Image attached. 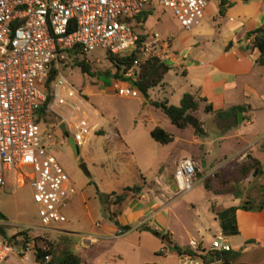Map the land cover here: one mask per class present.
Masks as SVG:
<instances>
[{"label": "built area", "instance_id": "2783aa9c", "mask_svg": "<svg viewBox=\"0 0 264 264\" xmlns=\"http://www.w3.org/2000/svg\"><path fill=\"white\" fill-rule=\"evenodd\" d=\"M209 2L0 0V192L8 183L15 188L30 185L38 207L40 226L36 230H50L66 222L62 211L76 193L68 172L50 152L49 148L56 144L55 137L49 133L42 137L40 127L45 126L47 118L60 119L50 127L65 141L72 138L79 148L95 131L99 117L87 95L62 73L72 61L68 53L73 50L83 57L84 53L102 49L112 55L130 56L137 51L133 62L136 71L149 59L169 61L171 40L142 31L143 23L137 19L145 14V8L168 9L180 27L190 31L201 24ZM140 36H145L146 41L138 47ZM133 76L128 74L124 80L116 81L114 90L118 96H138L132 86L137 82ZM234 160L246 163L249 156L243 153ZM198 168L192 158L177 162L173 177L179 193L193 189ZM29 229L16 234L24 244L17 253L24 259L34 250L26 243ZM16 249L9 238L0 237V264H5ZM229 251L231 246L223 235L216 236L208 248L191 240L184 252L177 254L178 264H222L213 253ZM163 253L165 248L160 250ZM35 264H51V257Z\"/></svg>", "mask_w": 264, "mask_h": 264}, {"label": "rangeland", "instance_id": "374dc122", "mask_svg": "<svg viewBox=\"0 0 264 264\" xmlns=\"http://www.w3.org/2000/svg\"><path fill=\"white\" fill-rule=\"evenodd\" d=\"M144 15L147 16V29L163 39H173L175 55H178L181 46L174 32L181 27L172 12L158 7L154 11L145 8ZM83 58L92 76L84 74L74 59L67 64L62 73L74 87L87 95L89 104L97 112L99 117L95 123V131L87 136L84 145L78 148L76 156L60 133L50 127L60 119L55 120L50 117L48 123L44 121L45 126L40 127L44 133L42 137L48 133L55 137L56 144L49 148L50 152L62 164L77 188L73 207L70 209L65 207L62 211L66 218L64 223L68 224L75 233L72 236V245L78 241L77 234L86 233L90 228V216L94 223L107 221L98 192L119 193L127 186H141L145 195L155 194L158 188L153 183L162 186L161 173L169 175V183H175L173 164L184 155L195 157L192 158L195 161L198 160L196 157L204 155L213 162V165L208 171L201 173L197 171L195 185L191 191L181 194L177 190L176 194L160 196L162 205L167 209L170 227L174 231V240L177 244L185 245L194 239L205 247L210 246L218 231L214 218L217 217V213H221L222 202L227 197L229 199L240 193L243 203L249 200L255 205L259 204L264 177L256 178L255 174L243 178L241 167L245 163L236 160L232 161L229 168H223L238 157H233L237 149L234 143L211 142L213 137L207 139L204 135H197L192 128L183 131L177 129L154 106L143 105L140 94L135 98L118 96L114 90L116 81H122L126 75L133 73L135 75L133 78L136 81L139 79L140 71L133 69V65L127 72L121 70L120 75L123 79L115 81L112 76L106 78V73L114 74L115 69L107 60L105 50L97 49L84 53ZM185 86V77L177 65L173 64L163 83L151 90V96H156L155 91L158 87H164L169 95L163 94L162 97L168 98L172 105H178L177 95ZM200 117L204 119L203 115ZM156 127L172 134L173 143L166 146L156 143L150 137V131ZM41 141L42 144L45 143L43 139ZM210 149L213 150V154H208ZM213 168L216 169L208 174ZM214 173H216L215 183L211 187L219 189L226 182L225 187L227 186L230 193L224 191V195L216 196L204 189L203 181ZM211 206H214V211L210 210ZM37 210L28 183L16 188L8 183L0 192V212L6 218L4 222H0V237H4L1 232L5 233V237L9 238L17 248L15 253L9 255L5 264L36 263L32 256L34 250L28 259L17 253L24 244L13 236L27 227L30 229L26 243L39 247L53 244L55 253H60L67 247L66 241L60 238L55 240L50 233L35 229L40 226ZM163 248L166 249L165 256L159 259L156 255ZM113 249L123 256L112 257L106 264H160L161 262L178 264V259L165 244L163 245L153 234L142 230L129 233L122 241H118Z\"/></svg>", "mask_w": 264, "mask_h": 264}, {"label": "crops", "instance_id": "0c3cea01", "mask_svg": "<svg viewBox=\"0 0 264 264\" xmlns=\"http://www.w3.org/2000/svg\"><path fill=\"white\" fill-rule=\"evenodd\" d=\"M146 22L143 23L142 31L151 33L146 27ZM259 28H264V0H210L199 26L190 31L181 28L174 32L181 46L178 55H175L173 39L169 38L171 59L165 63L169 64L170 68L173 64L177 65L186 81V86L177 95L178 105H172L168 98L162 97L163 94L169 95L164 87L156 89L155 97H152V91H149V99L142 97V101L143 105L149 106H153L152 102L163 101L168 105L179 106L186 93L205 99L206 102L200 103L197 113L203 135L207 139L213 137L211 142L234 143L237 147L233 153L234 158L246 153L249 158L256 159L264 170V66L256 63L259 53L253 48V38L248 35ZM230 43L232 46L226 50ZM90 92L92 94V90ZM206 105L211 106L208 113L204 111ZM239 114L242 122L238 119ZM200 115H203L204 119ZM208 154H213V150H208ZM183 158L195 157L184 155L173 164L174 167ZM196 158L198 160L194 161L199 166L200 173L211 169L213 162L204 155ZM168 177L169 175L161 173L162 186L153 183L158 188L155 194L145 195L142 187L139 195L133 197L130 194L121 205L110 207V211L116 214L115 220L121 226L130 227L128 231H121L108 219L104 223H94L90 215L91 226L86 233L77 234L78 241L75 245H72V236L75 233L66 222L50 230L38 231L50 233L55 240L60 238L66 241L67 247L81 259V264H106L112 257H122L123 255L113 247L133 231L147 232L145 228L151 229V234L159 240L160 237L154 232L168 235L174 245L185 249L188 244L179 245L175 242L167 209L160 200V196L164 194L177 193L176 183H169ZM75 189L77 193L76 185ZM122 191L102 194H120ZM74 201L73 196L66 208H72ZM242 204L243 197H227L222 202L221 215L217 213L214 218L218 227L216 236L223 235L227 238L234 256L232 264H264V209H236L232 214L226 213ZM210 210L214 211V206H211ZM169 251L177 258V251ZM164 256L165 253L160 254V251L156 255L159 259Z\"/></svg>", "mask_w": 264, "mask_h": 264}, {"label": "trees", "instance_id": "16d2710c", "mask_svg": "<svg viewBox=\"0 0 264 264\" xmlns=\"http://www.w3.org/2000/svg\"><path fill=\"white\" fill-rule=\"evenodd\" d=\"M244 2H247L248 0H243ZM223 5V2L222 4ZM222 7L220 10V14H222ZM137 21L145 23L147 21V16L142 15L140 16ZM249 37H252V45L255 50L258 51L259 56L256 60V63L258 65L264 66V28H259L254 31L249 32ZM146 41L145 36H140V40L138 43V47ZM232 44L230 43L226 50H228ZM137 51L133 53L130 56H120V55H112L110 53H107V60L112 64V66L115 69L114 74H109V72L106 73V78H109L112 76V78L116 81L119 79H123V76L120 75V71L127 72L131 69L134 59L136 58ZM68 57L75 60V63H77V66L81 69V71L84 74H87L88 76H92L90 72L89 66L85 63L83 60V57L78 56V54L75 51H70L68 53ZM83 58V59H82ZM171 70L169 64L165 62H159L156 59H149L147 60L140 68V74L139 79L137 82L132 83V86L138 91V93L144 98L149 99V91L159 86V84L162 83L165 75L169 73ZM54 79V74L51 76L49 83ZM201 102H206L205 99L199 98L196 95L186 93L184 94L183 98L180 101L179 106H172L168 105L165 101L163 102H152V105L158 109L160 112H162L167 119L170 121V123L175 126L179 130H185L186 128H192L194 130V133L197 135H203V130L201 128V123L197 118V113L199 111V106ZM46 105L41 110V115L44 114ZM204 111L206 113L211 111V106L206 105L204 108ZM50 120V119H49ZM48 121V118L47 120ZM150 137L158 144L166 146L173 142L174 137L170 133L166 132L164 129L156 127L150 132ZM233 161V160H232ZM230 161L227 163L223 168H229L231 163ZM242 176L243 178H246L248 175H254L256 174V178L264 177V170H262V167L260 163L254 159L249 158L248 162L242 165ZM216 177V173L210 175L207 179L203 181V186L205 190L214 193L215 195H221L225 192L230 193L225 185H227L226 182H224L223 186H221L219 189H213L211 185L215 183L214 179ZM262 189V195L261 200L259 204H253V202H250L249 200L244 202L241 206L231 208L226 213L232 214L235 212L236 209H243L246 211L251 210H262L264 209V184L261 186ZM142 192L141 186H133V187H126L123 189L122 193L116 194L111 193L109 195L102 194L98 192L99 200L102 204L103 211L106 214V217L108 221L114 223L118 228L121 229V231H128L130 227L128 226H121L116 220V214L114 212L110 211L111 206H119L121 205L130 194L134 196L139 195ZM234 197L239 198L241 197L240 193H237L234 195ZM221 215V214H220ZM6 220L5 216L0 212V221ZM2 235L5 237V233L1 232ZM155 235L160 237V240L163 244H165L170 250L177 251L178 253L184 252V249L181 247H178L174 245L171 240L169 239L168 235L159 234L157 232H154ZM14 238L17 236H13ZM34 257L36 262H42L44 261V258L46 256L51 257V264H81V259L79 256L73 251L70 250L68 247H65L62 249L60 253H55V247L53 244H49V246L46 247H39L34 245ZM216 259L220 260L222 264H232L234 261V256L232 255L231 251L229 252H214L213 253Z\"/></svg>", "mask_w": 264, "mask_h": 264}, {"label": "water", "instance_id": "95a60500", "mask_svg": "<svg viewBox=\"0 0 264 264\" xmlns=\"http://www.w3.org/2000/svg\"><path fill=\"white\" fill-rule=\"evenodd\" d=\"M238 119H239L240 122H242L241 114L238 115ZM60 129H61L62 133L64 134V133H65V128H64L63 125H61ZM67 143L69 144V146H70L71 149L73 150L74 154L77 156V155H78V148H77V146L75 145L73 139H72V138H69V139L67 140ZM145 231L150 232V233L153 232V231H152L151 229H149V228H145ZM208 259L210 260L211 257H209Z\"/></svg>", "mask_w": 264, "mask_h": 264}]
</instances>
